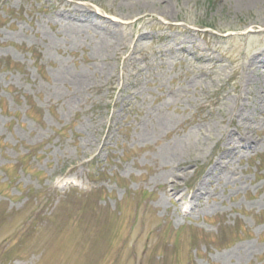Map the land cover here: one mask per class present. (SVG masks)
Segmentation results:
<instances>
[{
  "label": "rangeland",
  "instance_id": "rangeland-1",
  "mask_svg": "<svg viewBox=\"0 0 264 264\" xmlns=\"http://www.w3.org/2000/svg\"><path fill=\"white\" fill-rule=\"evenodd\" d=\"M262 53L264 0H0V264H264Z\"/></svg>",
  "mask_w": 264,
  "mask_h": 264
},
{
  "label": "bare ground",
  "instance_id": "bare-ground-1",
  "mask_svg": "<svg viewBox=\"0 0 264 264\" xmlns=\"http://www.w3.org/2000/svg\"><path fill=\"white\" fill-rule=\"evenodd\" d=\"M92 12L90 11V10H87L86 12H85V14H84V16L88 19V18H90V19H92L91 17H90V15L89 14H91ZM91 15H94L95 16V14H91ZM96 17V16H95ZM262 56L264 55L263 53L261 54ZM200 56H206V55H200ZM208 57L210 58L209 59V61H208V63H209V65L210 66H212L211 68H216V66H218L219 65V62L218 61H214L215 60V57L214 56H212V55H208ZM259 57H260V54H259ZM260 63L261 64H263L264 65V58L260 61ZM236 74H240V71L239 70H237L236 71ZM260 87L261 88H264V77H260ZM234 86L236 87V88H239L241 85H240V83L238 82V81H236L235 83H234ZM259 100L261 101V102H263L264 101V96L263 95H259ZM257 104H258V102H256V104H253L254 106H255V109H257ZM249 119V118H248ZM234 142V141H233ZM241 142H242V144H243V146H245V147H247V148H249V149H254L255 147H256V141L255 140H253V139H251V138H242V140H241ZM234 144V143H233ZM226 153V152H225ZM217 166H219V165H217ZM221 166V165H220ZM219 166V167H220ZM215 169H218V167H215ZM222 174V170H221V172H220V174L219 175H221ZM211 179H212V177L210 176L209 177V180H208V178H207V180L205 181V182H207V184H211L212 182H211ZM178 183H175V185H177ZM207 195V192H206V190H204V192H203V194L201 195V194H196V196H195V198H202V197H204V196H206Z\"/></svg>",
  "mask_w": 264,
  "mask_h": 264
},
{
  "label": "trees",
  "instance_id": "trees-1",
  "mask_svg": "<svg viewBox=\"0 0 264 264\" xmlns=\"http://www.w3.org/2000/svg\"><path fill=\"white\" fill-rule=\"evenodd\" d=\"M0 68L7 70H18L19 69V64L18 63H14L13 61H11L10 59L8 60H4L2 62H0ZM34 109V106H32V110ZM2 146H0L1 148Z\"/></svg>",
  "mask_w": 264,
  "mask_h": 264
}]
</instances>
